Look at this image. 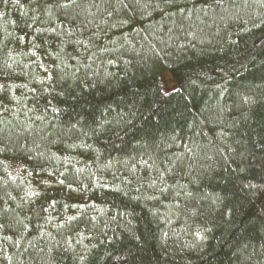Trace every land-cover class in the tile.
<instances>
[{
    "label": "trees",
    "instance_id": "trees-1",
    "mask_svg": "<svg viewBox=\"0 0 264 264\" xmlns=\"http://www.w3.org/2000/svg\"><path fill=\"white\" fill-rule=\"evenodd\" d=\"M62 2L0 0V264H264V0Z\"/></svg>",
    "mask_w": 264,
    "mask_h": 264
},
{
    "label": "snow or ice",
    "instance_id": "snow-or-ice-1",
    "mask_svg": "<svg viewBox=\"0 0 264 264\" xmlns=\"http://www.w3.org/2000/svg\"><path fill=\"white\" fill-rule=\"evenodd\" d=\"M77 4V0H63V2L60 4V7L63 8H70ZM2 87V86H0ZM163 91L167 92V89H163Z\"/></svg>",
    "mask_w": 264,
    "mask_h": 264
},
{
    "label": "rangeland",
    "instance_id": "rangeland-1",
    "mask_svg": "<svg viewBox=\"0 0 264 264\" xmlns=\"http://www.w3.org/2000/svg\"><path fill=\"white\" fill-rule=\"evenodd\" d=\"M165 74L169 75V73H165ZM168 85H169V86H173V83L170 81V82L168 83Z\"/></svg>",
    "mask_w": 264,
    "mask_h": 264
}]
</instances>
